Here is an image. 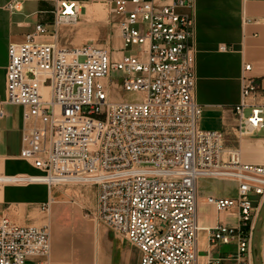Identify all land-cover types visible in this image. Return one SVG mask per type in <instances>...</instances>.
Segmentation results:
<instances>
[{"label": "built area", "instance_id": "built-area-1", "mask_svg": "<svg viewBox=\"0 0 264 264\" xmlns=\"http://www.w3.org/2000/svg\"><path fill=\"white\" fill-rule=\"evenodd\" d=\"M52 1V30L38 23L24 41L11 42L6 66L4 101L22 108L19 156L40 172L0 174V184L93 186L95 220L139 251L138 264H254L264 163L244 162L240 140L264 133V104L249 101L260 90L245 74L251 64L243 66L241 98L233 106L236 146L227 147L223 130L199 125L194 22L180 10L192 0H102L120 38L115 50L60 43V28L80 20V4ZM49 34L53 41H38ZM204 178L235 184L234 196H206L235 222L200 224L198 185ZM40 207L48 213L51 202ZM202 233L208 243L203 258ZM220 245L234 251L221 254ZM50 254V225L18 224L0 204V264H27L31 257L49 264ZM260 259L264 264L262 244Z\"/></svg>", "mask_w": 264, "mask_h": 264}, {"label": "crops", "instance_id": "crops-1", "mask_svg": "<svg viewBox=\"0 0 264 264\" xmlns=\"http://www.w3.org/2000/svg\"><path fill=\"white\" fill-rule=\"evenodd\" d=\"M15 1L19 2V8L9 9L8 4ZM157 1L170 2V0ZM98 3L100 0H79L80 17H85L86 4L93 6ZM191 5L180 10L190 15L194 22L192 48L197 61L195 98L203 109L200 126L205 130H223L226 134L225 145L233 147L236 146L233 106L238 104L241 98V79L245 63L251 64V69L245 74L254 77L260 86V90L251 96L249 101L264 104V0H192ZM53 10L52 0H0V111L3 112L0 115V174L2 175L35 176L40 172L19 156L22 108L4 101L6 66L8 46L11 42L24 41L25 35L32 32L38 23L52 30ZM75 25L60 28V43L76 46ZM39 38L38 41L41 42H51L54 39L51 34L43 36L42 40ZM221 45H226L228 49L221 50L219 48ZM240 149L244 162L264 163V133L258 132L241 138ZM71 191L73 195L71 197L78 194L76 190ZM78 192L80 196H85L86 201L94 203L93 207L95 206L97 195L95 188L78 189ZM201 200L216 212L207 204L206 197L199 196L198 202ZM47 201L51 202L48 213L42 211L40 207ZM68 203V196L64 192H58L55 188L49 189L42 182L0 184V204L4 214L21 225L42 226L48 223L51 229V222L57 220L69 208ZM216 214L217 218L214 222L209 223L200 218V224L214 226L219 218L230 222L224 219L228 215L227 212H216ZM45 216L48 221H45ZM65 237L64 234H57L55 239H52L51 235L49 264H78L80 261L76 260V256L82 259L87 256L76 234L71 236L73 242L69 241L70 236ZM206 244L207 239L202 233L200 238L202 258ZM261 244L264 245L262 234ZM126 252L130 257L133 256L131 248ZM27 264L38 263L31 257ZM86 264H89V261ZM104 264L120 263L110 258L109 262Z\"/></svg>", "mask_w": 264, "mask_h": 264}, {"label": "rangeland", "instance_id": "rangeland-1", "mask_svg": "<svg viewBox=\"0 0 264 264\" xmlns=\"http://www.w3.org/2000/svg\"><path fill=\"white\" fill-rule=\"evenodd\" d=\"M84 16H81L74 26L76 27V46L88 43L105 48L109 47L112 50L119 49L120 38L117 27L105 2L100 0V3L90 6L89 11ZM42 37L40 36L39 39L42 40ZM129 51L130 48H125L123 52L128 54ZM117 77L118 74L112 75L113 79H118ZM122 96L130 97L128 94H122ZM198 186L199 196L202 198L209 194L215 197L235 195V184L227 180L204 178L199 180ZM85 188L94 187L79 185H58L55 187L58 192H64L68 196L69 208L57 220L51 222L52 239H55L57 234H64L65 238L70 236L68 237L70 238L69 241H72L71 236L76 234L79 238L78 242L82 244L83 249L87 252L84 259L76 256V260L80 261L78 264H86L88 261L89 264H104L109 262L110 258L120 264H138L139 251L130 245L119 232L95 220L93 215L94 203L86 201L85 196H80L81 194L78 192V189ZM71 190H76L78 194L71 197L73 196ZM249 197L251 200L258 198L256 195H250ZM198 214L199 219L207 220L209 223L214 222L217 218L216 212L208 208L202 200L198 202ZM41 216L44 217L42 214ZM45 217V221H48L47 216ZM224 219L230 222L235 221V218L230 216H225ZM261 234L264 235V223H262ZM207 245L208 243L203 253H206ZM129 248H131L132 257L126 252ZM122 251L125 254H122ZM229 251H234L232 245H220L221 254Z\"/></svg>", "mask_w": 264, "mask_h": 264}, {"label": "water", "instance_id": "water-1", "mask_svg": "<svg viewBox=\"0 0 264 264\" xmlns=\"http://www.w3.org/2000/svg\"><path fill=\"white\" fill-rule=\"evenodd\" d=\"M262 223H264V206H262L258 218L255 223L252 246L254 250V264H261L260 250H261V232Z\"/></svg>", "mask_w": 264, "mask_h": 264}, {"label": "bare ground", "instance_id": "bare-ground-1", "mask_svg": "<svg viewBox=\"0 0 264 264\" xmlns=\"http://www.w3.org/2000/svg\"><path fill=\"white\" fill-rule=\"evenodd\" d=\"M91 5L90 4H86V7H87V12L89 11V7H90ZM203 245V244H202Z\"/></svg>", "mask_w": 264, "mask_h": 264}]
</instances>
